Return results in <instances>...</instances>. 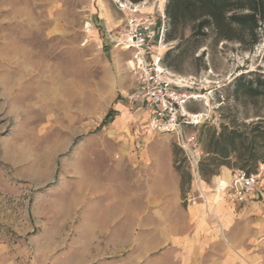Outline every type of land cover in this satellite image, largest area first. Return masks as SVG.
Here are the masks:
<instances>
[{
    "label": "rangeland",
    "instance_id": "obj_1",
    "mask_svg": "<svg viewBox=\"0 0 264 264\" xmlns=\"http://www.w3.org/2000/svg\"><path fill=\"white\" fill-rule=\"evenodd\" d=\"M166 3L0 0V264L175 263L168 246L141 248L157 237L156 203L147 226L135 217L145 210L147 183L156 184L150 161L164 166L172 152L184 205L199 182L177 137L152 129L149 110L132 98V54L107 40L104 25L116 32L137 9L161 26ZM176 44L165 43L163 55ZM200 46L171 71L199 94L187 111L207 118L184 130L198 139L200 167L211 170L210 132L235 119L253 139L250 123L264 119V97L245 105L229 88L242 73H264V37L252 49L212 38ZM110 109L116 114L104 122ZM233 169L264 180V161ZM200 170L212 183L215 175Z\"/></svg>",
    "mask_w": 264,
    "mask_h": 264
},
{
    "label": "crops",
    "instance_id": "obj_2",
    "mask_svg": "<svg viewBox=\"0 0 264 264\" xmlns=\"http://www.w3.org/2000/svg\"><path fill=\"white\" fill-rule=\"evenodd\" d=\"M104 23L106 31L109 26ZM150 162L156 184L149 187L147 183L145 210L135 217L147 226L144 218L149 216V202L156 203L157 229L152 233L157 237L145 240L142 249L168 246L174 253V264H264V180L259 184V193L247 202L216 197L217 179L223 178L219 184H226L235 172L222 166L212 183L202 180L189 193H201L203 198L184 205L181 176L174 167L172 152L164 166L157 157ZM114 218L111 223L118 222L119 216Z\"/></svg>",
    "mask_w": 264,
    "mask_h": 264
},
{
    "label": "trees",
    "instance_id": "obj_3",
    "mask_svg": "<svg viewBox=\"0 0 264 264\" xmlns=\"http://www.w3.org/2000/svg\"><path fill=\"white\" fill-rule=\"evenodd\" d=\"M134 4L144 0H129ZM166 30L164 42L177 41L163 56V63L170 70L177 71L179 65L193 56L201 47L204 39L212 38L218 42H237L244 49H252L264 37V0H167L165 6ZM232 96L245 105L264 97V73H242L236 77ZM116 114L110 109L105 121ZM251 131L244 130L237 120L224 123L220 131L210 132L206 145L211 155L209 164H201V169L215 175L219 168L240 167L256 170L259 162L264 161V153L256 156L255 147L264 148V119L251 122ZM235 159V161H233Z\"/></svg>",
    "mask_w": 264,
    "mask_h": 264
},
{
    "label": "built area",
    "instance_id": "obj_4",
    "mask_svg": "<svg viewBox=\"0 0 264 264\" xmlns=\"http://www.w3.org/2000/svg\"><path fill=\"white\" fill-rule=\"evenodd\" d=\"M134 16L116 32L105 31L107 40L115 47L132 54L129 68L137 75L139 89L132 98L144 104L150 112V126L159 132L172 133L179 146L185 150L190 167L197 182L202 181L200 170L201 153L196 135H188L184 127L205 121L207 114L189 113L187 105L199 94L193 93L183 84V79L174 74L163 63L164 34L166 21L158 26L153 14ZM165 19V16H164ZM260 173L237 170L227 185L217 184L215 191L220 196L244 203L259 193ZM203 198L201 193L189 196V202Z\"/></svg>",
    "mask_w": 264,
    "mask_h": 264
}]
</instances>
